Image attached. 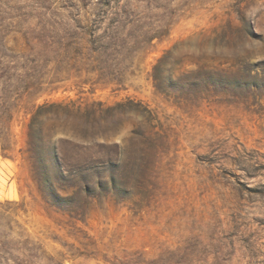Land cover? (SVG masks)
I'll use <instances>...</instances> for the list:
<instances>
[{
	"label": "rangeland",
	"instance_id": "rangeland-1",
	"mask_svg": "<svg viewBox=\"0 0 264 264\" xmlns=\"http://www.w3.org/2000/svg\"><path fill=\"white\" fill-rule=\"evenodd\" d=\"M114 23L136 47L126 57V90L118 93L61 88L14 101L26 62L0 52V111L13 112L11 159L0 155V264H264V94L178 100L167 88L168 96L157 94L149 79L165 52L170 79L199 65L223 70L246 62L262 70L264 0H0V50L22 55L64 32ZM45 72L42 83L51 80ZM78 97L107 105L133 99L168 130L167 156L140 207L136 195L105 194L74 215L38 191L20 153L30 113ZM128 130L126 123L108 143H120Z\"/></svg>",
	"mask_w": 264,
	"mask_h": 264
},
{
	"label": "trees",
	"instance_id": "trees-1",
	"mask_svg": "<svg viewBox=\"0 0 264 264\" xmlns=\"http://www.w3.org/2000/svg\"><path fill=\"white\" fill-rule=\"evenodd\" d=\"M115 23L98 32L95 26L86 31L64 32L47 46H28L22 55L1 46L4 58L26 62L21 67L25 81L14 87V97L10 98L37 99L61 88L64 91L74 88L81 94L88 87L91 96L97 91L112 94L125 91L132 65L126 57L136 47L130 46L123 28ZM151 40H147L149 44L145 42L147 47ZM167 54L156 60L149 75L157 94L168 96L166 88L176 92L178 100L187 97L194 100L209 92L220 97L264 94V61L259 72H252L246 62L223 70L199 65L170 79L164 73ZM42 70L51 80L44 83L39 80ZM61 82L65 84L60 85ZM130 116H139L140 122H132ZM12 118V110L1 109L0 155L4 159H11ZM48 121L50 124L46 126ZM126 123L127 137L120 143H108L124 130ZM58 132L62 136L54 140ZM168 138V130L141 102L125 98L107 105L93 99L81 101L78 97L45 102L32 110L26 126L25 147L20 153L42 197L75 215L83 212L90 199L105 194L118 199L136 195L140 207L147 191L155 185L159 163L167 156ZM58 191H71V194L61 197Z\"/></svg>",
	"mask_w": 264,
	"mask_h": 264
}]
</instances>
